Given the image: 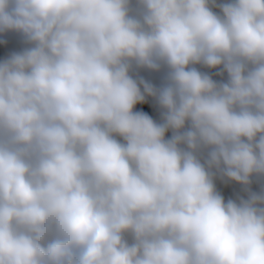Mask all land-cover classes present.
Returning <instances> with one entry per match:
<instances>
[{
	"label": "clouds",
	"instance_id": "obj_1",
	"mask_svg": "<svg viewBox=\"0 0 264 264\" xmlns=\"http://www.w3.org/2000/svg\"><path fill=\"white\" fill-rule=\"evenodd\" d=\"M0 264H264V0H0Z\"/></svg>",
	"mask_w": 264,
	"mask_h": 264
}]
</instances>
